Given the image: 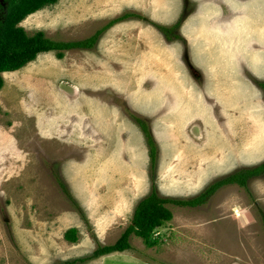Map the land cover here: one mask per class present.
Returning a JSON list of instances; mask_svg holds the SVG:
<instances>
[{
  "label": "rangeland",
  "instance_id": "obj_1",
  "mask_svg": "<svg viewBox=\"0 0 264 264\" xmlns=\"http://www.w3.org/2000/svg\"><path fill=\"white\" fill-rule=\"evenodd\" d=\"M125 13L143 18L116 22L93 48L2 73L0 264H30L23 240L46 264L89 256L116 242L153 186L188 199L264 161V0H58L19 25L79 40ZM178 20V39L156 26ZM135 117L155 139V166ZM167 206L158 243L131 236L141 262L107 264H264V176Z\"/></svg>",
  "mask_w": 264,
  "mask_h": 264
},
{
  "label": "trees",
  "instance_id": "obj_2",
  "mask_svg": "<svg viewBox=\"0 0 264 264\" xmlns=\"http://www.w3.org/2000/svg\"><path fill=\"white\" fill-rule=\"evenodd\" d=\"M57 1L58 0H6L8 3L7 10L3 14V18L0 19V89L4 83L3 72L15 71L22 68L27 63L35 60L38 54L42 52L56 51L57 57L61 59L64 57V50L93 48L98 42L101 34L116 22L130 16L143 18L137 13H125L98 29L92 36L86 39L70 41L51 39L46 37L42 31H38L33 35H28L25 29L19 25L29 14L47 5L55 4ZM181 22V20H178L171 27L161 24H157L156 26L168 39H178L181 38L177 33ZM259 85L264 89V81L259 82ZM135 119L141 125L146 136L151 164L155 166L158 152L155 139L149 131L146 121L140 117H135ZM262 176H264V161L254 166L242 167L216 180L200 194L188 199L160 196L155 186H153L152 191L137 203L131 223L116 242L110 245L99 246L89 256L57 264H76L77 262H85L89 259L112 252L127 250L131 247L130 239L132 235L141 237L146 245L153 246L158 243V238L155 237L156 230L173 219V212L167 206L168 203L190 207L202 205L208 202V199L214 195L218 189L225 185L238 184L248 188L250 180ZM63 185L64 184L61 186L63 187ZM64 191H66V189ZM261 214L264 221V210H261ZM76 233V228H70L65 232L64 237L66 240L76 242L78 240Z\"/></svg>",
  "mask_w": 264,
  "mask_h": 264
},
{
  "label": "crops",
  "instance_id": "obj_3",
  "mask_svg": "<svg viewBox=\"0 0 264 264\" xmlns=\"http://www.w3.org/2000/svg\"><path fill=\"white\" fill-rule=\"evenodd\" d=\"M116 204H118V203H116ZM117 208H118V210H117V212H118V214L120 215V216H123L124 215V211L122 210V209H120L121 207L118 205L117 206ZM10 221L11 222H14V219L12 218V219H10ZM110 231H113V229L112 230H110ZM12 232H15L14 231V229H12ZM17 237V235H15V238ZM8 238V237H7ZM8 240V239H7ZM3 241V240H2ZM16 241L19 243V241H18V238H16ZM89 243V242H88ZM88 243L86 244V246H88ZM23 244H24V246H26V248H27V252L30 254V257H28V260H29V262H30V264H46L45 262H43V261H36V255H34V257H33V252H32V250L27 246L28 245V243L25 241V240H23ZM69 243L68 242H66L65 241V243H63L62 244V246L63 247H61V252H62V254H64V252H63V250H64V248L68 245ZM20 246V245H19ZM8 249V247L7 246H4L3 248H2V252H4V251H6ZM83 247H82V249H81V251H78V250H75L77 253H79L80 255H81V252L83 251ZM120 258H124V260H126V261H129V262H135V263H139V262H141L142 260L141 259H137L136 257H135V255H133V254H131L130 253V250H124V251H116V252H112V253H110V254H107V255H104V256H101V257H99L98 259H95V260H93V262L91 263V264H107L109 261H115V260H119ZM68 261V260H67ZM125 261V262H126ZM18 263V262H17ZM6 264H8V263H6ZM18 264H27V263H18Z\"/></svg>",
  "mask_w": 264,
  "mask_h": 264
},
{
  "label": "flooded vegetation",
  "instance_id": "obj_4",
  "mask_svg": "<svg viewBox=\"0 0 264 264\" xmlns=\"http://www.w3.org/2000/svg\"><path fill=\"white\" fill-rule=\"evenodd\" d=\"M7 6L8 3L6 2V0H0V19L3 18V14L6 12Z\"/></svg>",
  "mask_w": 264,
  "mask_h": 264
}]
</instances>
